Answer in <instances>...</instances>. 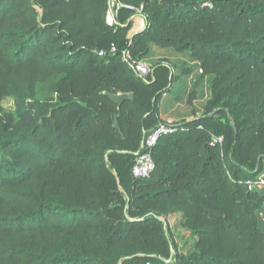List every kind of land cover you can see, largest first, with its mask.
I'll return each instance as SVG.
<instances>
[{
  "label": "trees",
  "instance_id": "obj_1",
  "mask_svg": "<svg viewBox=\"0 0 264 264\" xmlns=\"http://www.w3.org/2000/svg\"><path fill=\"white\" fill-rule=\"evenodd\" d=\"M117 2L113 23L110 0H0V264H264V187L247 185L264 172V0ZM150 44L189 51L211 97L135 178L177 80L166 60L145 77L125 60Z\"/></svg>",
  "mask_w": 264,
  "mask_h": 264
},
{
  "label": "crops",
  "instance_id": "obj_2",
  "mask_svg": "<svg viewBox=\"0 0 264 264\" xmlns=\"http://www.w3.org/2000/svg\"><path fill=\"white\" fill-rule=\"evenodd\" d=\"M143 26L144 20L136 16L133 19L130 34L140 31ZM150 52L152 57L150 59H145V57L143 62L152 65L158 60H166L173 64V74L177 76V80L170 91L164 93L159 99L158 115L160 120L176 122L190 120L193 118L194 113L197 116L201 115L206 102L211 97L213 77L202 75L200 62L194 59L189 51L178 53L171 48H161L150 44ZM193 92L194 95L190 99ZM261 174H264V172ZM261 215L264 216V203L261 208ZM262 221L264 222L263 218Z\"/></svg>",
  "mask_w": 264,
  "mask_h": 264
},
{
  "label": "built area",
  "instance_id": "obj_3",
  "mask_svg": "<svg viewBox=\"0 0 264 264\" xmlns=\"http://www.w3.org/2000/svg\"><path fill=\"white\" fill-rule=\"evenodd\" d=\"M111 3V13L110 16L113 20V23L115 22L114 20L117 17V11L118 8L120 7V4L117 2V0H110ZM141 8L137 9V16L141 17L140 15ZM142 18V17H141ZM143 19V18H142ZM112 51L114 48L111 49ZM99 54H103V52H99ZM124 58L125 60H130L132 65L134 66L135 71L137 74L141 77L147 76V74L150 71V65L146 64L143 62V60H133L130 53L128 51L124 52ZM172 122L170 121H165V122H160L153 130L152 132L147 136V138L143 142V147H144V152L139 154L136 158L135 161L132 165L131 168V173L133 177L135 178H145L148 177L151 172L154 170V163L152 160L151 156V151L152 148L156 145L159 137L164 134L171 132L173 129L171 128L170 124ZM221 143L222 138H213L212 143ZM248 188L253 189L255 187L261 188L264 187V174H261L257 177L256 180L254 181H248L247 182Z\"/></svg>",
  "mask_w": 264,
  "mask_h": 264
},
{
  "label": "rangeland",
  "instance_id": "obj_4",
  "mask_svg": "<svg viewBox=\"0 0 264 264\" xmlns=\"http://www.w3.org/2000/svg\"><path fill=\"white\" fill-rule=\"evenodd\" d=\"M169 48L176 50L173 47H168V49ZM177 52L183 53L186 51H182V52L177 51ZM150 57H152L151 52L148 53V55L146 56L145 59H150ZM49 87H50L49 83L40 85L38 87L37 93H38V97L40 99H47V98L52 97V94L50 93ZM3 105L5 108L12 109V102L11 101L3 102ZM261 217L264 219V216L261 215ZM182 221H183V216L180 213L172 214L168 217V222H169V225L171 227L172 233L175 236L176 244H177L179 251L181 253L187 254V253L194 251L196 241H197V237L192 236L190 234L189 230H187L183 227Z\"/></svg>",
  "mask_w": 264,
  "mask_h": 264
},
{
  "label": "water",
  "instance_id": "obj_5",
  "mask_svg": "<svg viewBox=\"0 0 264 264\" xmlns=\"http://www.w3.org/2000/svg\"><path fill=\"white\" fill-rule=\"evenodd\" d=\"M142 144H143V142H142Z\"/></svg>",
  "mask_w": 264,
  "mask_h": 264
}]
</instances>
